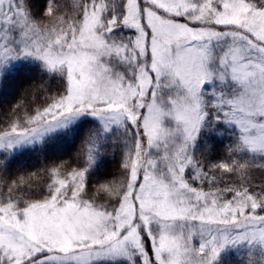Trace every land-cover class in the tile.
<instances>
[{
  "label": "snow or ice",
  "instance_id": "1",
  "mask_svg": "<svg viewBox=\"0 0 264 264\" xmlns=\"http://www.w3.org/2000/svg\"><path fill=\"white\" fill-rule=\"evenodd\" d=\"M21 55L67 85L0 141L87 113L125 146L103 181L91 155L0 171V264H218L229 247L264 264V0H0V64Z\"/></svg>",
  "mask_w": 264,
  "mask_h": 264
},
{
  "label": "rangeland",
  "instance_id": "2",
  "mask_svg": "<svg viewBox=\"0 0 264 264\" xmlns=\"http://www.w3.org/2000/svg\"><path fill=\"white\" fill-rule=\"evenodd\" d=\"M30 70L31 73H37L40 78H43L44 83L39 94L44 98H49L47 100L48 103L52 96L59 95L65 90L67 85L65 76L53 72L38 58L21 55L12 59L6 65L0 64V100L11 94L16 74H22ZM206 87L211 86L206 85ZM23 105V107L19 108V113L17 112L10 117L13 119V123L22 122L25 113L33 114L37 108L44 107L39 106V103ZM89 118L93 120L90 121ZM6 120L0 121V133L10 130L13 124L11 121L7 122ZM2 125L3 127H1ZM118 127V125H112L106 130V122L97 116L86 113L70 119H61L31 137L5 138L0 141V144L3 145V147H0V166H2L0 171L9 178H13L14 176L40 173L41 170L47 169L61 161H73V163H76L74 160L75 156H73L74 152L67 155V157L62 155L59 157L56 153L61 152L63 149L72 150L75 148L77 140H83L86 141V144L81 154H79L81 160H87L88 155L94 158L93 165L88 172L89 182L110 179L117 175L119 171H110L108 169L109 164L115 162L120 169L125 146L122 129H118ZM233 138L231 129L223 137L213 138L211 142L216 146L217 151L213 157L214 159H220L224 155L225 149ZM9 143H11V147L8 146ZM203 143L204 139H201L197 141V146L200 147ZM97 146L99 148L98 151ZM50 158L59 161L50 163ZM19 160L26 166L20 164L18 166H22L26 171L23 173L22 168L10 169L14 172L12 174L14 176H9L8 171L10 170L7 168L11 167V163ZM80 166H83V164L81 163ZM248 256L249 253L244 247H229L221 254L218 264H242V260H248Z\"/></svg>",
  "mask_w": 264,
  "mask_h": 264
},
{
  "label": "trees",
  "instance_id": "3",
  "mask_svg": "<svg viewBox=\"0 0 264 264\" xmlns=\"http://www.w3.org/2000/svg\"><path fill=\"white\" fill-rule=\"evenodd\" d=\"M31 3H32V7L34 10H39L45 6L47 1L46 0H31ZM39 76L40 75L37 73H34V72L31 73V70L28 72H24L22 74H16V78L14 80L15 85L13 84L11 94L9 96H7L5 99L0 100V121L7 119L6 120L7 122L11 121L13 123V119H11L10 117L13 116V114L15 115L19 111V108L24 106L23 104L26 105L28 103H30V104L39 103V106H46V103H48L47 100L49 98H44L39 94L42 91L41 87H42V84L44 83L43 78H40ZM21 103H22V105H21ZM18 105H19V107H17ZM86 116H89V115H86ZM89 120L91 121L93 119L89 118ZM1 127H3V125ZM119 128L120 127H118V129ZM85 144H86V141H83V140L78 141L77 140L75 142V148L74 149L69 150V151H67V149H63L61 152H57L56 154L59 157H61V155L63 157H67V155L74 152L75 154H73V156L76 157L78 154H81V151L85 147L84 146ZM50 159H51L50 163L59 161V160H55L53 158H50ZM19 164L22 166H26V165L22 164L21 160H19L18 162L11 163V165H10L11 167L7 168V169L15 170L16 168H22L23 173H24L26 170L22 166H18ZM108 169L112 172L113 171H116V172L119 171L118 164H116L115 162L110 163ZM106 171H108V170H106ZM8 174H9V176H14V175H12V174H14V172H12L11 170L8 171ZM18 177L19 176H14L13 179L18 178ZM242 262H243L242 264H247L246 259L242 260Z\"/></svg>",
  "mask_w": 264,
  "mask_h": 264
}]
</instances>
